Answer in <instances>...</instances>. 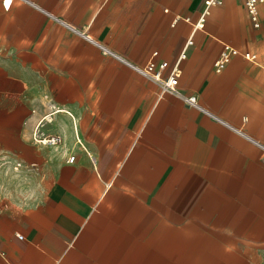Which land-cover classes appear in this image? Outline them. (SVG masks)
Listing matches in <instances>:
<instances>
[{"label": "crops", "instance_id": "obj_1", "mask_svg": "<svg viewBox=\"0 0 264 264\" xmlns=\"http://www.w3.org/2000/svg\"><path fill=\"white\" fill-rule=\"evenodd\" d=\"M207 1L0 0V264H264V3Z\"/></svg>", "mask_w": 264, "mask_h": 264}, {"label": "built area", "instance_id": "obj_2", "mask_svg": "<svg viewBox=\"0 0 264 264\" xmlns=\"http://www.w3.org/2000/svg\"><path fill=\"white\" fill-rule=\"evenodd\" d=\"M3 3V6L5 10H9L13 0H1ZM249 14V18L255 28H259L261 26L260 22V13H259V5L264 3V0H241ZM223 0H208L207 5L208 6H215V5H222ZM239 51L229 45H225L223 48V51L220 54V57L217 59V61L214 64V73H221L227 65L231 62L232 58L234 56L239 55ZM246 59L249 60H255L256 56L252 55L250 53H247L244 55ZM167 67V63H162L157 66L155 62V58H152L148 65L146 66L145 70L142 71V73L146 76L151 77L154 82L163 90V92H169L177 96H181L179 89H178V83H179V76L176 72L173 73L171 77L168 79H164L162 76V71ZM183 97L186 104L190 107H197L198 101L195 96H189V97ZM52 114L46 115L41 122L36 127V130L40 127V125L45 121H50ZM35 140L39 143H42L44 145L48 146H55L58 145L61 142L60 137H48L40 139L38 137L37 131L35 133ZM75 161V157L72 156L69 158L68 162L73 163Z\"/></svg>", "mask_w": 264, "mask_h": 264}]
</instances>
